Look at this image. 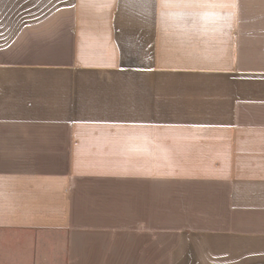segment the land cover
Here are the masks:
<instances>
[{
    "label": "crops",
    "instance_id": "1",
    "mask_svg": "<svg viewBox=\"0 0 264 264\" xmlns=\"http://www.w3.org/2000/svg\"><path fill=\"white\" fill-rule=\"evenodd\" d=\"M0 264H264V0H0Z\"/></svg>",
    "mask_w": 264,
    "mask_h": 264
}]
</instances>
